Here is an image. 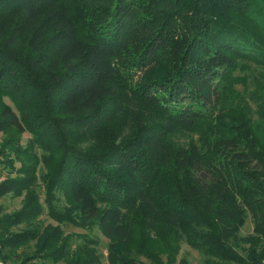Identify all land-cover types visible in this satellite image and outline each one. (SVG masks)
Wrapping results in <instances>:
<instances>
[{
  "label": "trees",
  "instance_id": "16d2710c",
  "mask_svg": "<svg viewBox=\"0 0 264 264\" xmlns=\"http://www.w3.org/2000/svg\"><path fill=\"white\" fill-rule=\"evenodd\" d=\"M250 63L264 68V0H0V95L21 114L0 100V132L62 152V189L112 264H164L159 250L173 264L179 242L205 264H264V85L245 98L237 75ZM247 212L256 234L236 245ZM56 230L44 239L65 264H98Z\"/></svg>",
  "mask_w": 264,
  "mask_h": 264
},
{
  "label": "rangeland",
  "instance_id": "374dc122",
  "mask_svg": "<svg viewBox=\"0 0 264 264\" xmlns=\"http://www.w3.org/2000/svg\"><path fill=\"white\" fill-rule=\"evenodd\" d=\"M14 54L22 58L28 57L26 53L20 54L17 51ZM249 66V72L237 73L241 79L246 76L245 98H249V94L253 92L261 96L262 91L258 88L264 85V68L254 63ZM256 83L259 84L258 88ZM245 86L238 84L236 89L243 94ZM0 100L21 116L17 104L10 96L0 95ZM37 106L35 103L28 110L26 108L25 118L32 126L37 123L34 119ZM252 107L254 110V105ZM59 129L66 135V145L71 148L75 146L80 149L79 143L88 141L81 131L63 127ZM78 136L80 139L72 146L74 138ZM36 139L32 130L22 133L9 128L0 132V187L5 182H15L17 186L0 195V264H65L68 258L56 254V250L61 248V242L52 237L51 241L44 239L47 232L54 233L59 228L63 239L69 240L71 252L76 248L87 247L96 252L98 259L95 261L98 264H112L109 254L111 242L101 232L97 220L81 219L70 201L69 192L62 189L63 180H67V176L59 168L62 152L46 151L36 143ZM48 143L53 146L55 142L49 138ZM66 219H71L72 223ZM162 233L165 239L169 238L165 232ZM255 234V221L247 212L236 233L235 244L244 245L245 240ZM237 250L244 255L245 252L241 249ZM159 252L158 260L169 264L166 253L161 250ZM174 257L173 264H205V257L186 242L178 243ZM133 261L153 264L141 255H137Z\"/></svg>",
  "mask_w": 264,
  "mask_h": 264
}]
</instances>
